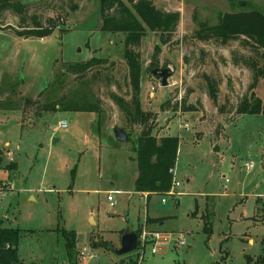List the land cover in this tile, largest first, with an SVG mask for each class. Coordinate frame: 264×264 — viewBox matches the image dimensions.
<instances>
[{
  "label": "rangeland",
  "instance_id": "obj_1",
  "mask_svg": "<svg viewBox=\"0 0 264 264\" xmlns=\"http://www.w3.org/2000/svg\"><path fill=\"white\" fill-rule=\"evenodd\" d=\"M24 1L21 11L0 7V184L13 185L0 188V222L23 229L21 258L71 264L66 228L77 232L78 264H138V251L114 248L127 226L136 230L149 214L157 217L150 226L182 233L186 242L164 253L147 245L143 263L257 264L264 255V114H242L237 106L251 92L264 101V77L249 87L248 56L256 54L243 35L223 43L196 30L226 10L264 9V0H153L179 10L180 19L168 41L148 29L133 46L143 69L139 96L153 134L180 137V184L176 194L149 197L135 189L134 146L144 123L135 124L131 140L119 141L113 131L115 125L131 130L116 101L133 94L127 33L101 28L100 0ZM37 22L57 24L44 36L17 33ZM93 55L104 60L84 74L68 70L70 62ZM155 58L173 68L166 86L152 72ZM60 96H85L99 110L48 108Z\"/></svg>",
  "mask_w": 264,
  "mask_h": 264
},
{
  "label": "trees",
  "instance_id": "obj_2",
  "mask_svg": "<svg viewBox=\"0 0 264 264\" xmlns=\"http://www.w3.org/2000/svg\"><path fill=\"white\" fill-rule=\"evenodd\" d=\"M241 5H246L247 1L237 0ZM10 5L23 9L26 7L24 0H0V7ZM101 28L108 31H123L127 33L125 57L131 68L133 94L130 99L117 98L118 105L126 111L127 120L131 130L128 133V140L133 138L136 123L141 125L137 133V141L134 146L137 153L138 174L135 179V189L139 192H147L149 197L152 193H166L172 186L173 173L170 168L175 166L178 158L180 144L179 135L167 134L157 136L153 134L152 127L147 123L148 111L143 108L140 99L142 89L143 69L141 66L140 52L133 46L139 43L145 32L150 29L161 34V41H168L175 31L179 19V10H165L158 7L153 0H100ZM50 19V18H49ZM49 21V20H48ZM54 21V20H53ZM56 22L44 25L37 22L34 26L21 25L17 29L19 35H47L55 30ZM197 35L203 39L211 37L227 43L232 38L243 35L245 42L248 43L252 51L256 54L248 56L249 65L253 68V80L249 87H256L259 78L264 77V9L259 7H248L242 9L226 10L219 14L215 23L202 21L200 27L196 30ZM247 39V40H246ZM157 50L160 49L158 45ZM260 59L263 60L260 63ZM104 60L101 56L93 55L82 61H72L68 64V70L84 74L95 64ZM155 64L160 65L158 59H154ZM151 69V68H150ZM213 96H217L214 90ZM76 96L73 98H64L62 96L50 103L52 110H99V106L85 96ZM181 103L183 101V96ZM179 101V98L176 99ZM180 103V104H181ZM182 105V104H181ZM239 113H263L264 101L251 92L243 96L237 106ZM3 159V153L0 148V163ZM12 167L16 163L11 164ZM157 220V217L146 215L148 224ZM141 224L136 231L139 233ZM209 230L210 228H206ZM23 229L16 226L3 225L0 222V264H25L19 254V241ZM66 239V247L70 257L71 264H78L77 232L74 229H63ZM117 264V263H114ZM147 264V263H141ZM210 264H221L219 261ZM257 264H264V255Z\"/></svg>",
  "mask_w": 264,
  "mask_h": 264
},
{
  "label": "built area",
  "instance_id": "obj_3",
  "mask_svg": "<svg viewBox=\"0 0 264 264\" xmlns=\"http://www.w3.org/2000/svg\"><path fill=\"white\" fill-rule=\"evenodd\" d=\"M181 127L183 128H189V122L186 120L184 123L182 120L179 121ZM60 125L62 127H65L68 125V121L67 119H61L60 121ZM246 166H251V162L246 163ZM176 166H172L170 168V172L173 173V183L171 188L166 192L168 194H176L177 190H176V186L180 184L179 179L176 176ZM12 187V183H2L0 184V188L6 187ZM114 190H110L108 193V199H110V203L111 205H114L115 202L113 200L114 196L112 194ZM2 199V197L0 196V200ZM163 201H166V197H163L162 199ZM139 241H138V247L136 249V251H138L139 254V258L140 261L138 264L143 263V259H144V251L147 248V245H150L152 251L154 253H164L166 252V250L171 246V245H175V246H180L182 244H185L186 240L184 238V236L182 235V233H178V235H176L174 232L171 231H167L164 229H160V228H155L150 226L146 220H144V222L141 223V228L139 231ZM86 251H87V247H83L81 249V256L83 258H85L86 256ZM88 255L90 257L95 256L96 254L94 252H90L88 253Z\"/></svg>",
  "mask_w": 264,
  "mask_h": 264
},
{
  "label": "water",
  "instance_id": "obj_4",
  "mask_svg": "<svg viewBox=\"0 0 264 264\" xmlns=\"http://www.w3.org/2000/svg\"><path fill=\"white\" fill-rule=\"evenodd\" d=\"M152 72L155 75L160 76L161 85L166 86L169 84V77L172 75L173 68L171 66H155L152 68ZM116 138L119 141L128 140L127 130L120 126L115 125L113 127ZM139 234L130 225L126 227L121 237V245L118 248H114L115 252L118 254H128L133 252L138 247Z\"/></svg>",
  "mask_w": 264,
  "mask_h": 264
},
{
  "label": "crops",
  "instance_id": "obj_5",
  "mask_svg": "<svg viewBox=\"0 0 264 264\" xmlns=\"http://www.w3.org/2000/svg\"><path fill=\"white\" fill-rule=\"evenodd\" d=\"M169 128H170V126H169ZM187 129V128H186ZM16 163V165L14 166V167H16L17 166V161L15 162ZM246 167H250V166H246ZM140 193H142V195H147L148 193L147 192H140ZM161 224H163V221L161 222L160 221V223H159V225H161ZM140 225V224H139ZM153 227V226H152ZM162 228V227H161ZM21 257V256H20ZM22 260L24 261V263L25 264H34V262H31V263H29V262H26L23 258H22Z\"/></svg>",
  "mask_w": 264,
  "mask_h": 264
}]
</instances>
